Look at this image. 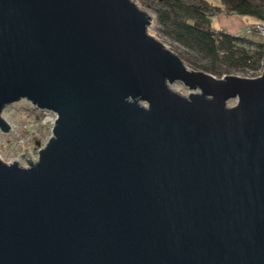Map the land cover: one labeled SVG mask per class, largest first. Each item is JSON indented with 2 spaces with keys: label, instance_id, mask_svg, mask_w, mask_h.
Returning <instances> with one entry per match:
<instances>
[{
  "label": "water",
  "instance_id": "obj_1",
  "mask_svg": "<svg viewBox=\"0 0 264 264\" xmlns=\"http://www.w3.org/2000/svg\"><path fill=\"white\" fill-rule=\"evenodd\" d=\"M151 22L0 0V128L21 98L57 113L37 160L0 158V264H264V68H191Z\"/></svg>",
  "mask_w": 264,
  "mask_h": 264
},
{
  "label": "trees",
  "instance_id": "obj_2",
  "mask_svg": "<svg viewBox=\"0 0 264 264\" xmlns=\"http://www.w3.org/2000/svg\"><path fill=\"white\" fill-rule=\"evenodd\" d=\"M158 1V0H157ZM157 19L172 38L210 59L205 71L224 75L217 66L255 75L264 61V40L226 32L212 22L215 12L237 13L264 23V0H159Z\"/></svg>",
  "mask_w": 264,
  "mask_h": 264
},
{
  "label": "rangeland",
  "instance_id": "obj_3",
  "mask_svg": "<svg viewBox=\"0 0 264 264\" xmlns=\"http://www.w3.org/2000/svg\"><path fill=\"white\" fill-rule=\"evenodd\" d=\"M135 1L152 15V22L148 27L149 31L162 40L170 49L180 55L189 67L205 70L203 65L211 64L209 58L197 54L164 31V25L157 19L156 8L161 5L159 0ZM218 13L220 12L212 10L213 15ZM223 13L226 15L233 14L231 12ZM243 21L240 31L244 35L261 40L262 38L256 33L248 34L245 30L247 25H255V19L247 16ZM212 22L216 27L221 24V20L218 17L213 18L212 16ZM217 66L224 72V75L230 73L247 76L252 75L249 71L228 68L223 62H217ZM260 67L261 65L259 68ZM172 87L184 94L191 91L188 86L179 80L172 83ZM233 103H235V99L229 101V104ZM52 111L53 110L39 108L27 98H21L18 101L7 104L2 112V116L10 123L11 128L8 131H3L0 128V158L6 162L17 160L22 165H28L29 162L27 158H23V155H21L27 152L31 160H37L40 148L46 144L53 134L55 123L52 119Z\"/></svg>",
  "mask_w": 264,
  "mask_h": 264
},
{
  "label": "crops",
  "instance_id": "obj_4",
  "mask_svg": "<svg viewBox=\"0 0 264 264\" xmlns=\"http://www.w3.org/2000/svg\"><path fill=\"white\" fill-rule=\"evenodd\" d=\"M214 17H218L221 20V24L220 26H218L220 29L234 34H240V35L243 34L240 31V28L242 23L244 22L243 20H245L247 16H243L237 13L226 15L223 12H220L218 14H214L213 18Z\"/></svg>",
  "mask_w": 264,
  "mask_h": 264
},
{
  "label": "built area",
  "instance_id": "obj_5",
  "mask_svg": "<svg viewBox=\"0 0 264 264\" xmlns=\"http://www.w3.org/2000/svg\"><path fill=\"white\" fill-rule=\"evenodd\" d=\"M245 30H246V33L248 34L256 33L259 37H261L264 40V23L256 22L255 25H247ZM263 68H264V61L262 63L260 70L255 75H251V76L259 75L262 72ZM52 112H53L52 119L54 120V123H55V120L57 118V113L55 111H52Z\"/></svg>",
  "mask_w": 264,
  "mask_h": 264
}]
</instances>
